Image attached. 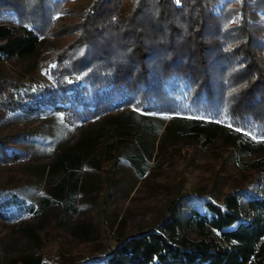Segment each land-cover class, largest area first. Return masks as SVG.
<instances>
[{
    "label": "trees",
    "instance_id": "trees-1",
    "mask_svg": "<svg viewBox=\"0 0 264 264\" xmlns=\"http://www.w3.org/2000/svg\"><path fill=\"white\" fill-rule=\"evenodd\" d=\"M71 1L0 0V19L23 30L0 25V63L26 60L49 39L39 59L45 83L0 76V123L16 112L73 125L115 104L125 111L56 149L47 164L14 171L47 187L36 201L26 202L8 176L0 216L43 215L53 205L75 214L83 167L115 157L140 178L160 130L199 148L220 139L235 163L255 172L243 188L219 203L198 192L175 196L145 230L102 227L105 243L68 264H264V0H88L70 10ZM30 134L1 132L0 163L26 159L28 148L19 147ZM91 231L76 224L71 233L86 241ZM18 261L53 264L39 252L0 264Z\"/></svg>",
    "mask_w": 264,
    "mask_h": 264
},
{
    "label": "rangeland",
    "instance_id": "rangeland-1",
    "mask_svg": "<svg viewBox=\"0 0 264 264\" xmlns=\"http://www.w3.org/2000/svg\"><path fill=\"white\" fill-rule=\"evenodd\" d=\"M87 2L75 0L66 6L71 10ZM249 16L256 18L258 15L250 10ZM67 18L68 14L65 13L57 17V21ZM0 25L12 28L15 34L23 32L21 27L4 19H0ZM42 41L44 45L26 60H3L0 63V76H10L19 83H45L46 75L39 66V59L49 39L46 37ZM124 111V107L115 104L94 119H82L73 125L66 124L52 114L38 116L32 112L27 116L16 112L10 115L0 123V133L17 127H28L31 133L29 137L35 139L19 147L24 151L28 148L26 159L0 163V185L9 176L11 180L7 181V185H20L22 188L18 189V194L26 202L36 201L42 188L48 192L47 187L42 185L37 176H24L14 171L47 164L56 149L73 143L90 127L107 122ZM229 151L230 146L223 145L220 139L209 147L199 148L191 141L171 142L162 137L160 130L152 144L148 168L140 178L134 175L127 163L115 157L102 159L93 169L83 167L80 171L83 187L74 198L78 207L75 214H64L61 207L53 205L43 215L22 219H16L17 215L0 216V261L7 262L39 252L53 264L60 262V259L63 264H68L72 259L86 256L95 247L105 243L102 227L110 231L119 229L123 234L145 230L155 222L167 201L175 196L198 192L212 196L219 203L226 192L243 188L255 175V172L245 170L238 162L235 163L232 160L235 154ZM76 224L92 226L88 240L82 241L80 236L71 233ZM27 227L37 233L38 241L30 236ZM17 264L23 263L18 261Z\"/></svg>",
    "mask_w": 264,
    "mask_h": 264
}]
</instances>
